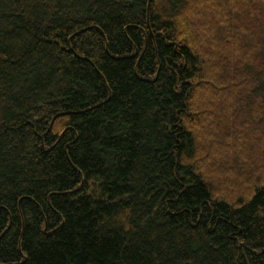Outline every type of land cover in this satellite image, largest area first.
Returning <instances> with one entry per match:
<instances>
[{
	"label": "trees",
	"instance_id": "trees-1",
	"mask_svg": "<svg viewBox=\"0 0 264 264\" xmlns=\"http://www.w3.org/2000/svg\"><path fill=\"white\" fill-rule=\"evenodd\" d=\"M0 264H264V0H0Z\"/></svg>",
	"mask_w": 264,
	"mask_h": 264
}]
</instances>
